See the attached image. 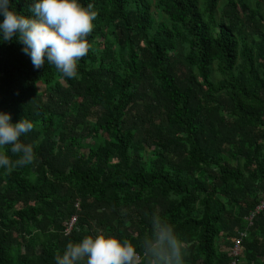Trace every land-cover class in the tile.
Masks as SVG:
<instances>
[{"label": "trees", "instance_id": "1", "mask_svg": "<svg viewBox=\"0 0 264 264\" xmlns=\"http://www.w3.org/2000/svg\"><path fill=\"white\" fill-rule=\"evenodd\" d=\"M37 2L10 10L31 18ZM80 2L98 15L76 78L0 31V112L33 123L35 152L0 168V264H56L102 232L139 245L157 213L184 264H231L264 197V0ZM241 255L264 264V211Z\"/></svg>", "mask_w": 264, "mask_h": 264}, {"label": "clouds", "instance_id": "2", "mask_svg": "<svg viewBox=\"0 0 264 264\" xmlns=\"http://www.w3.org/2000/svg\"><path fill=\"white\" fill-rule=\"evenodd\" d=\"M10 3L0 0L3 40L11 41L18 35L35 68L47 62L63 77L76 78L80 60L92 48L89 37L98 15L94 5L84 6L80 0H39L29 9L33 14L29 18L10 10ZM11 121V114L0 112V168L8 174L35 159L33 145L21 139L33 129V123L26 118L18 123ZM9 151L18 158L11 159ZM151 223V234L145 235L139 245L103 232L79 242L70 241L62 253H56V264H184L185 244L174 227L158 213Z\"/></svg>", "mask_w": 264, "mask_h": 264}, {"label": "built area", "instance_id": "3", "mask_svg": "<svg viewBox=\"0 0 264 264\" xmlns=\"http://www.w3.org/2000/svg\"><path fill=\"white\" fill-rule=\"evenodd\" d=\"M75 208L79 211L80 210V204L77 202L75 204ZM264 211V197L261 198V200L258 202V204L254 207L253 211L244 219L246 227L243 232L238 234V238L234 241V244L231 249L230 256L234 259V262L231 264H240L239 260L242 258L241 255V245L243 239L247 236V230L252 227V224L256 217ZM77 222V217L74 216L71 218V220L68 222L67 227L65 228V234L69 235L72 230L74 229Z\"/></svg>", "mask_w": 264, "mask_h": 264}]
</instances>
